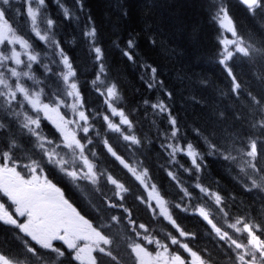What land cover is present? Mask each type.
Returning <instances> with one entry per match:
<instances>
[{
    "label": "snow or ice",
    "instance_id": "obj_1",
    "mask_svg": "<svg viewBox=\"0 0 264 264\" xmlns=\"http://www.w3.org/2000/svg\"><path fill=\"white\" fill-rule=\"evenodd\" d=\"M52 3L75 26L92 67L87 75L77 67L65 47L75 39L62 38L48 0H22L15 8L19 27L10 15L13 0H0V264H264V0H236L255 23L251 33L240 31L229 0H206L208 21L217 26V64L228 82L224 95L233 101L231 112L213 116L239 127L220 139L193 128L202 146L187 139L167 102L172 93L158 68L139 60L135 36L112 45L167 100L145 98L128 108L86 0H74L75 10L64 0ZM111 6L119 19L128 18L127 0ZM238 63L262 74L245 81ZM141 109L153 117L151 134L139 127ZM211 156L234 174L236 195L204 182ZM189 218L203 231L189 230ZM202 238L211 247H201Z\"/></svg>",
    "mask_w": 264,
    "mask_h": 264
},
{
    "label": "trees",
    "instance_id": "obj_2",
    "mask_svg": "<svg viewBox=\"0 0 264 264\" xmlns=\"http://www.w3.org/2000/svg\"><path fill=\"white\" fill-rule=\"evenodd\" d=\"M48 2L52 18L63 24L61 29L62 38L69 42L75 39L74 44L67 43L65 47L72 52V55L77 60V67L81 68L84 75H87L92 65L83 41L79 37V33H77L78 31L73 24L63 20L60 9L52 3V0H48ZM64 2L75 10L74 0H64ZM113 2L114 0H86V6L101 30L103 46L106 49L110 65V76L120 81L126 107H137L145 98L152 101L157 98L167 100L162 95L158 96V89L149 90L146 84L142 82L140 79L141 75L144 74L142 68L128 62L120 54V51L113 47L112 42H110L111 44L108 43V40L113 41L115 38L123 47L129 35L135 36L136 34L135 37L139 44L137 49L139 60L158 68V79L164 81L167 90L172 93V98L167 100V102L171 105L173 112L181 122L187 134V139L202 146L203 140L197 137L192 131L193 128L201 129L204 135L220 139L229 134V129L239 127L238 122L230 118L221 125L216 122L213 116V113L221 111L225 113L231 112L233 110V101L224 95L227 91L228 82L217 64V26L208 21L206 0H155L156 5L152 9H144L139 0H127L129 16L123 20L119 19L118 11L111 6ZM229 2L232 15L240 31L243 33L255 31L256 26L252 18L246 13H244L245 15L243 14L244 11L237 5L236 0H229ZM13 3L14 7L10 15H15L16 26L19 27L22 20L20 15L15 14V8L21 6L22 0H13ZM189 19L191 20L189 21ZM185 25H189L190 28ZM28 28H30V25ZM181 29L182 31H180ZM186 32L187 34H185ZM147 33L149 36H145ZM25 34H28V29H25ZM125 38L127 39L125 40ZM152 38L156 41L155 44L151 42ZM138 39L140 42L144 39L142 40L143 43H140ZM33 43L42 42L33 40ZM236 71L245 81H250L253 74L257 76L262 74L255 70L250 71L249 66L244 63H238ZM202 80H206L208 83L201 85L200 81ZM251 86L257 87L254 83ZM94 98L91 95L89 97L90 100ZM142 113L143 109L137 113V119L140 120L139 127L144 133L151 134L150 129L152 132L155 131L152 128L153 117L151 114L148 117H144ZM158 123L160 127L166 126L161 121H158ZM152 138L155 140L154 135ZM151 156L153 160L157 159L155 150L152 151ZM160 162L162 163L163 160ZM206 164V172L202 174L204 182L212 185L214 189L218 185L224 192L236 195L239 189L233 183L232 176L234 174L226 167L222 159L211 156L207 158ZM49 176L64 188L71 201L86 210L85 202L79 198L71 186L60 181L52 170H49ZM157 176L162 179L159 172H157ZM184 178L187 179V174H184ZM213 181L216 183H213ZM168 191L174 193L175 189L168 186ZM240 199L248 203L253 202L251 197L243 194L240 195ZM256 206L258 207L259 205L257 204ZM184 225L191 231H203L202 227L191 218L184 220ZM9 242L14 243L10 237ZM205 245L211 247L208 240L202 238L200 246L203 247ZM216 258L220 259V257ZM32 264H37V262L33 261Z\"/></svg>",
    "mask_w": 264,
    "mask_h": 264
},
{
    "label": "bare ground",
    "instance_id": "obj_3",
    "mask_svg": "<svg viewBox=\"0 0 264 264\" xmlns=\"http://www.w3.org/2000/svg\"><path fill=\"white\" fill-rule=\"evenodd\" d=\"M90 3H91V2H90ZM189 12H190V11H189ZM241 12H242V11H241ZM244 13H245V12H243V14H244ZM188 14H189V13H188ZM188 14H187V15H188ZM240 14H241V13H240ZM190 15H191V14H190ZM244 15H245V14H244ZM185 17H187V16H185ZM239 17H240V16H239ZM182 19H183V18H182ZM243 19H244V18H243ZM190 20H191V19H189V21H190ZM181 21H182V20H181ZM184 21H186V20H184ZM187 22H188V20H187ZM187 22H186V23H187ZM178 23H180V22H178ZM186 23H185V24H186ZM205 23H206V22H205ZM178 25H179V24H178ZM248 25H249V24H248ZM181 26H182V25H181ZM181 26H180V27H181ZM185 26H186V25H185ZM250 26H251V25H250ZM252 26H253V25H252ZM186 27L190 28L189 25L186 26ZM177 28H178V27H177ZM147 29H148V28H147ZM178 29H179V28H178ZM209 29H210V28H209ZM175 30H176V29H175ZM189 30H190V29H189ZM131 31H132V30H131ZM146 31H147V30H146ZM176 31H177V30H176ZM180 31H182V29H181ZM186 31H187V29H186ZM204 31H205V30H204ZM136 32H138V31H136ZM208 32H209V31H208ZM211 32H212V31H211ZM77 33H78V32H77ZM124 33H125V32H124ZM148 33H149V32H148ZM148 33H147V35H145V34H143V35H145V36H149ZM151 33H152V32H151ZM151 33H150V34H151ZM172 33H173V32H172ZM172 33H171V34H172ZM190 33H191V32H190ZM122 34H123V33H122ZM129 34H130V33H129ZM138 34H139V33H138ZM174 34H175V33H174ZM181 34H182V32H181ZM185 34H187V32H186ZM131 35H132V34H131ZM133 35H134V34H133ZM175 35H176V34H175ZM178 35H179V33H178ZM129 36H130V35H129ZM135 36H136V34H135ZM137 36H138V35H137ZM169 36H170V34H169ZM171 36H173V35H171ZM113 37H114V36H113ZM113 37H112V38H113ZM127 37H128V35H127ZM140 37H141V36H140ZM116 38H117V37H116ZM135 38H136V37H135ZM141 38H144V37H141ZM149 38H150V37H149ZM149 38H148V40H150ZM153 38H154V37H153ZM153 38H152V39H153ZM211 38H212V37H211ZM126 39H127V38H125V40H126ZM112 40H113V39H112ZM114 40H115V38H114ZM142 40H144V39H142ZM142 40H141V42L143 43ZM158 40H159V39H158ZM108 41H109L108 43L112 42V41H110V40H108ZM123 41H124V40H123ZM138 41H139V39H138ZM151 41H152V40H151ZM160 41H161V40H160ZM163 41H164V40H163ZM125 42H126V41H125ZM139 42H140V41H139ZM141 42H140V43H141ZM165 42H166V41H165ZM168 42H170V41H168ZM149 43H150V42H149ZM161 43H162V42H161ZM110 44H111V43H110ZM158 44H159V43H158ZM158 44H157V45H158ZM141 45H142V44H141ZM144 45H145V44H144ZM110 46H111V45H110ZM110 46H109V47H110ZM112 48H113V47H112ZM149 48H150V47H149ZM178 48H179V47H178ZM180 48H181V47H180ZM152 49H153V48H152ZM181 49H182V48H181ZM110 50H111V49H110ZM146 51H147V50H146ZM116 63L118 64V62H116ZM117 64H116V65H117ZM247 70H248V69H247ZM182 73H183V72H182ZM244 73H245V72H244ZM248 73H249V72H248ZM246 75H247V74H246Z\"/></svg>",
    "mask_w": 264,
    "mask_h": 264
}]
</instances>
